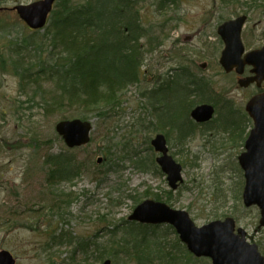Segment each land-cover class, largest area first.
Segmentation results:
<instances>
[{"label": "rangeland", "instance_id": "374dc122", "mask_svg": "<svg viewBox=\"0 0 264 264\" xmlns=\"http://www.w3.org/2000/svg\"><path fill=\"white\" fill-rule=\"evenodd\" d=\"M36 1L0 0V10L8 9L0 13V250L10 251L17 264H45L47 260L70 264L74 246H62L66 241H59L60 237L67 235L74 242L99 244L103 249L119 239L111 240V231L118 226L121 231L137 206L154 201L187 212L198 227L233 218L236 228L242 229L264 256L260 210L243 204L245 178L238 164L252 122L240 118L239 129L231 134L232 128L225 125V112L245 113L254 90L234 86L236 74L224 72L220 64L224 45L217 32L221 24L245 16L248 21L242 40L247 51L262 48L264 0H177L165 13L153 6L164 0H141L137 8L142 25L151 30V35H144L138 43L143 53L136 57L141 76L135 84L118 89L120 104L114 108L109 102L114 108L110 113L91 104L83 107L73 95H63L59 82L45 77L50 75L48 65H35L39 54L34 49L14 53L12 44L26 42L28 46L32 43L29 38H35L38 48L45 51L44 61L54 58L46 39L48 27L32 33L15 9ZM183 66L189 71L184 75L178 70ZM31 71L41 72L45 78L34 79ZM190 72L211 83L209 95L206 93L211 102L197 105L212 104L218 114L180 145L174 132H166L167 125L165 131L158 128L146 92L157 84L175 85L176 80L170 78H188ZM107 84L109 89L117 85L112 79ZM172 90L181 92L178 87ZM59 99L72 103L66 107ZM73 120L91 122L93 128L89 145L69 150L56 126ZM157 135L166 136L169 154L183 167V182L177 191L169 188L156 164L159 155L151 143ZM108 152L115 163L110 160L104 166ZM64 159L71 160L70 168L83 175L76 173L70 182L54 180L51 174L58 172L59 162L66 165ZM130 159L143 164L138 167ZM69 195L70 203L64 206ZM153 227L148 228V240L182 245L172 226ZM74 258L76 263L86 264L79 253ZM109 259L112 264H136L124 254L116 261ZM103 261L90 260L88 264Z\"/></svg>", "mask_w": 264, "mask_h": 264}, {"label": "trees", "instance_id": "16d2710c", "mask_svg": "<svg viewBox=\"0 0 264 264\" xmlns=\"http://www.w3.org/2000/svg\"><path fill=\"white\" fill-rule=\"evenodd\" d=\"M140 1L58 0L55 9L52 11L47 26L48 35H46L48 48H50V52H53L54 58L44 61L45 51L38 48L35 38H29L32 43L28 46L26 42L12 44L14 53L19 54L27 48L34 49L39 54L36 57L37 63L35 65H48L49 70L47 71L50 75H45V77L50 81L56 79L61 84L58 83V86L63 95L69 97L73 95L83 107L91 104L97 106L95 109L102 113H110L120 104V98H117L118 89L135 84L141 76V65L137 58L143 53L138 43H140V39L146 37L144 35H151V30L142 25L141 15L137 8ZM174 4H177V0H164L162 4H154L153 6L165 13ZM56 48H62V51ZM135 49L138 51L135 52ZM17 66L21 67L24 72L27 71L25 66ZM178 70L184 75V72L187 73L188 68L183 66ZM32 74L35 75L34 79L44 77L40 76L42 75L41 72H32ZM172 77H175V75ZM111 79L117 85L109 89L107 81ZM170 79L176 80L177 83L168 86L157 84L158 87L147 91L146 94L149 102H151L153 118L158 128L165 131L164 128L167 125V128H169V130L166 129L168 135L176 134L178 144L183 145L186 140L195 135L198 129V125L190 119V111L193 106L200 102H211L210 97L207 98L211 91V83L205 78H198L191 72L188 73V78L180 76L178 80L177 77ZM183 83L185 85H182ZM107 86L108 89H105ZM173 87H178L181 92L174 93ZM68 99L72 100L73 98ZM109 102L114 108L108 105ZM71 103L72 101H69L67 104ZM59 104L67 105L61 99H59ZM228 111L229 113L226 112L227 115L234 116L236 114L239 116L235 110ZM84 120H87L86 117H84ZM232 120L235 122H230L229 116L225 118L227 128H232L231 131H228L230 134L236 132L240 127L235 119ZM170 132L174 133L171 134ZM112 150L113 147L110 151ZM105 155L109 157L106 158L104 165L107 166L108 161L111 160L110 153L108 152ZM130 160L133 164L139 165L138 167L143 164V162L135 163V160ZM64 161L66 165L59 162L58 175L53 172L51 176L54 180L58 177L56 181L70 182V177H74L76 173L79 174L80 170L70 168L71 160L64 159ZM111 161L115 163L114 160ZM79 175L81 176L83 173ZM69 198H71V195L63 200L64 206L66 203H70ZM56 210L59 217L62 216L57 206ZM129 227L131 229H128ZM148 228L154 230L155 227L143 226L127 220L121 231H119L121 229L119 226L111 231L110 239H119L113 243H108L107 247L102 246L103 249L100 248L99 244L86 243L82 245L80 242H74L67 235L60 237L59 241H66V243H61L62 246L65 244L70 247L74 246V257L79 253L85 258L84 263L86 264L90 260L96 263L103 260L104 263L111 262L109 258L116 261L122 254L130 262L135 261L136 264H157V262L158 264H190L194 260L196 261L194 264H205L210 261L193 257L180 242L167 245L158 239L148 240L145 237ZM90 248L94 250L91 251ZM45 250L48 251V249ZM74 257H71L70 264H78ZM51 262L53 261L47 260L45 264H53Z\"/></svg>", "mask_w": 264, "mask_h": 264}, {"label": "water", "instance_id": "95a60500", "mask_svg": "<svg viewBox=\"0 0 264 264\" xmlns=\"http://www.w3.org/2000/svg\"><path fill=\"white\" fill-rule=\"evenodd\" d=\"M55 1L41 0L15 9L30 28L38 30L46 25ZM245 21L246 18L242 17L224 23L219 27L218 33L225 43L220 64L226 73L236 69L241 75L246 66L253 67L252 73L255 76L239 81L241 87L247 88L253 83L260 86L264 81V47L243 58L245 47L241 32ZM246 110L255 126L246 142L250 153H243L239 157L246 179L242 199L245 207L257 206L260 209V227H264V93L252 98ZM213 115L214 108L211 105L198 106L191 112V117L197 123L208 122ZM56 130L65 144L74 148L90 142L92 125L79 120L64 121L56 126ZM165 142L161 135L153 140L156 151L162 154L157 162L167 175L170 187L177 190L179 183L183 182L182 167L168 155ZM129 220L149 225H172L190 254L197 258H209L212 264H264L258 245L251 244L243 230L235 231V221L232 218L198 227L185 211L173 210L163 203L145 201L135 209ZM15 263L14 256L9 252H0V264Z\"/></svg>", "mask_w": 264, "mask_h": 264}, {"label": "bare ground", "instance_id": "6f19581e", "mask_svg": "<svg viewBox=\"0 0 264 264\" xmlns=\"http://www.w3.org/2000/svg\"><path fill=\"white\" fill-rule=\"evenodd\" d=\"M56 2H57V0H56ZM55 4H56V3H55ZM55 4H53V8H54ZM53 8H52V11H53ZM52 11H51V12H52ZM27 29H28V28H27ZM29 29L33 30L32 28H29ZM62 121H63V120H62ZM79 121H82V120H79ZM57 134H58V133H57ZM58 136L61 137L59 134H58ZM158 136H159V135H157V136L155 137V139H157ZM161 136H164V135H161ZM164 138H165V140H166L165 143H166V146H167V149H168V155H170V154H169V147H168V141H167V138H166V136H164ZM155 139H154V140H155ZM247 140H248V139H246L245 144H244V148H245V150H244V152H242V153L239 155V157H240L243 153H250V150L246 147V142H247ZM151 146H152V148H153V150L155 151L156 154H159V153H160V152H157V151H156V149H155V147H154V145H153V140H152ZM82 147H85V145L74 146V149H78V148H82ZM160 154H161V153H160ZM170 157L173 158L172 155H170ZM239 157H238V162H239ZM173 161H174L176 164H178V165L181 166V164L177 163L176 160H175L174 158H173ZM238 164H239V163H238ZM239 166H240L241 170L243 171V168H242L241 164H239ZM181 167H182V166H181ZM182 170H183V167H182ZM243 173H244V171H243ZM244 178H245V173H244ZM245 183H246V179H245ZM244 186H245V185H244ZM246 208H247V207H246ZM232 219H233V218H232ZM225 220H226V219H225ZM225 220H224V221H225ZM224 221H223V222H224ZM259 227H260V226H259ZM260 228H262V227H260ZM239 230H240V229H237V228H236V224H235V231H239ZM241 230H242V229H241Z\"/></svg>", "mask_w": 264, "mask_h": 264}, {"label": "flooded vegetation", "instance_id": "af4514ba", "mask_svg": "<svg viewBox=\"0 0 264 264\" xmlns=\"http://www.w3.org/2000/svg\"><path fill=\"white\" fill-rule=\"evenodd\" d=\"M29 29V28H28ZM30 31H32V32H34V30H31V29H29ZM246 70V72H245V74H244V76H243V78L244 77H247V76H250L251 75V68H248V69H245ZM235 72V71H234ZM236 73V72H235ZM234 74V73H233ZM236 78H237V81H236V83L238 84V82L240 81V79L241 78H239V76L236 74ZM261 88H259L256 84L255 85H251L250 87H248L247 89H250V88H253V90H254V93L250 96V98L255 94V93H258V92H264V82H262L261 83V86H260ZM246 89V90H247ZM243 90H245V89H243ZM248 101V100H247ZM247 104V103H246ZM245 108H246V105H245ZM244 109V108H243ZM239 114V116L240 115H242V116H240V117H237V118H242V119H248V121L250 122V119H249V117L245 114V113H242L241 111H240V113H238ZM230 117V116H229ZM236 118V119H237ZM239 122H240V120H239ZM251 123V122H250ZM251 128V127H250ZM251 130V129H250ZM250 130H249V132H250ZM247 132H248V130H247ZM248 132V133H249ZM15 257V256H14ZM16 264H17V262H16Z\"/></svg>", "mask_w": 264, "mask_h": 264}]
</instances>
